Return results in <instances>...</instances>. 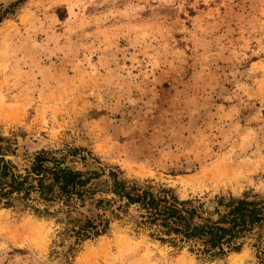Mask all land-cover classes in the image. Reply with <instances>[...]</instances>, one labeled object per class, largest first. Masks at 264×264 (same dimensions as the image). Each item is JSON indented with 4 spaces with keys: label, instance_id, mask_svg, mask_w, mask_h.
<instances>
[{
    "label": "rangeland",
    "instance_id": "rangeland-1",
    "mask_svg": "<svg viewBox=\"0 0 264 264\" xmlns=\"http://www.w3.org/2000/svg\"><path fill=\"white\" fill-rule=\"evenodd\" d=\"M17 1L0 0V135L19 172L37 152L77 149L69 166L179 200L264 201V0H25L9 14ZM99 198L111 197L72 217L109 228L83 241L56 207L0 205V264H256L248 241L203 257L136 229L131 208L95 209Z\"/></svg>",
    "mask_w": 264,
    "mask_h": 264
},
{
    "label": "trees",
    "instance_id": "trees-1",
    "mask_svg": "<svg viewBox=\"0 0 264 264\" xmlns=\"http://www.w3.org/2000/svg\"><path fill=\"white\" fill-rule=\"evenodd\" d=\"M24 1L14 2L9 14ZM7 14L0 12V22ZM13 145L10 138L0 135L3 207L28 208L37 215H49L48 208L56 207L54 213L63 215L62 220L69 226L67 231L76 241H83L105 234L109 221L99 215L97 222L83 214L72 215L87 201L92 202L96 194L109 195L111 198L97 199L94 208L104 212L114 205L111 213L115 217V212L125 215L131 208L135 228L153 230L156 234L150 236L161 243H189L201 256L216 258L239 252L248 241L255 250L256 264H264V201L256 194L179 200L172 189L156 188L149 181L140 184L122 179L121 172L111 168L89 163L83 173L65 162L66 156L73 157L77 149L61 156L51 151L37 152L19 172L10 161ZM79 160L84 164L83 158Z\"/></svg>",
    "mask_w": 264,
    "mask_h": 264
},
{
    "label": "bare ground",
    "instance_id": "bare-ground-1",
    "mask_svg": "<svg viewBox=\"0 0 264 264\" xmlns=\"http://www.w3.org/2000/svg\"><path fill=\"white\" fill-rule=\"evenodd\" d=\"M29 224V223H28ZM233 261V260H232ZM232 264V263H231Z\"/></svg>",
    "mask_w": 264,
    "mask_h": 264
}]
</instances>
